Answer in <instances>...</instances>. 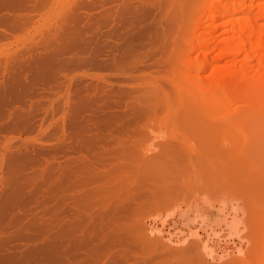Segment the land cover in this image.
I'll return each mask as SVG.
<instances>
[{"label": "rangeland", "instance_id": "1", "mask_svg": "<svg viewBox=\"0 0 264 264\" xmlns=\"http://www.w3.org/2000/svg\"><path fill=\"white\" fill-rule=\"evenodd\" d=\"M73 1L54 0L51 3L54 7L51 9L50 5L48 13L46 9L40 11L29 27L9 39L0 40V89L8 81L16 80L15 84L21 83L22 90L19 99L22 102L6 106L0 119V191H16L24 197L32 190V195L42 194L38 196L41 199L35 201L38 205L33 202L32 213L39 210L38 215L23 217L22 223H42L49 230L54 229V232L44 234L47 237L41 236L44 242L40 237L36 245L28 239L13 244L25 241L23 243L29 248H36L47 243L57 228L54 223L51 225L56 216L54 210L64 202L65 208L59 215L61 220L73 219L77 214L81 224L88 227H84L85 234L95 231L91 235L98 236L105 244L99 264L107 260L105 264L115 261L119 264H151L154 259L156 264L176 263L171 256L183 257V264H263L261 203H264V186L260 185H264V113L258 111L256 91L249 112L239 114L232 113L233 108L228 109L239 103L228 106L226 95L214 103L217 104L214 107L211 101L208 102L212 103V106L207 103L208 107L205 105L207 98L204 100L197 90H192L193 87L180 83L188 70L193 67L192 71H195L194 65L188 69L180 62L192 54L191 50L198 42L193 35V26L197 19L200 20L201 9L208 0H105L104 3L97 0L100 5L92 9L91 18L104 17L106 24L102 23L96 29L93 26L83 43L76 42L64 50L53 36L41 37L40 31L45 26L54 31L57 20L70 10ZM44 13L49 15L43 18ZM219 14L220 10L214 9L202 17L203 28H208L212 18ZM29 33L36 37L32 40L34 43L42 41L45 45L48 41L55 45L41 48L38 42L40 49L27 40ZM129 47L134 50L128 52ZM101 48L106 51L113 48L112 52L120 53L123 58L113 62L103 55L96 62H89L91 52ZM47 51L55 55L58 64L54 63L55 59L47 58L50 55ZM196 54L197 50L193 56ZM28 70L33 73L27 75ZM37 70L42 71L44 83L41 81L30 89L29 78ZM244 73L254 76L257 69L251 67L243 71L238 68L232 72L242 92L247 89L245 79H241ZM210 74L209 70L207 75ZM23 81L27 82L26 87ZM20 104L25 105V109ZM92 113H99L97 122L108 125L106 132L100 133L95 128ZM75 131L79 139L74 136ZM84 141L90 146V152L77 150V144ZM88 173L95 179L79 186L78 180ZM14 174L18 175L15 177ZM82 190L93 195L83 200V204L74 205V199L81 196ZM4 195L0 196V205ZM44 211L48 212L44 215ZM89 219L92 222L89 223ZM161 219H167L166 224L163 225ZM258 219L263 220L259 223ZM236 224L238 228H235ZM152 225L163 228L164 238L158 231L148 235ZM199 233L205 240L210 238L208 247L205 248L198 238ZM170 235L175 236V243L167 240ZM153 239H166L167 242L164 245L153 243ZM22 242L12 246L16 250L27 249ZM108 248L110 252L107 253ZM109 253H113L112 256Z\"/></svg>", "mask_w": 264, "mask_h": 264}, {"label": "bare ground", "instance_id": "2", "mask_svg": "<svg viewBox=\"0 0 264 264\" xmlns=\"http://www.w3.org/2000/svg\"><path fill=\"white\" fill-rule=\"evenodd\" d=\"M54 0H0V40H4V39H9V37H13L15 34L18 33V31H22V29L29 27V25L31 23H33L32 21L35 18V15H39V12L44 11L45 9L47 10L48 7L51 5V3H53ZM101 2H105V0H101ZM258 2V3H256ZM102 3V4H103ZM99 3H97V0H74L73 1V6L70 8V10L68 12H66L63 16H61V18L59 20H57V25L54 28V31L46 28V26L43 28V30L40 31L41 33V37H45L46 34H50L51 36H53L54 40L56 41L57 45L60 44L61 45V49L64 48V50H67L66 48H71V46H73L76 42H82L85 41L87 34L90 32L91 29H93V26L95 27L94 29H96V26L99 25H103L102 23L106 24V21L104 19V17H99V18H91V11L93 8L97 7ZM100 5V4H99ZM52 6L54 7V5H51V9ZM104 6V4H103ZM142 7V6H141ZM57 9V8H56ZM59 9V8H58ZM96 9V8H95ZM124 9V8H123ZM149 9V8H148ZM214 9H219L220 10V14L216 17V18H212V23L210 24V26L208 28H203V26L201 25V18L206 17L209 15V12H211ZM64 10V9H63ZM62 10V11H63ZM106 10V9H105ZM126 10V9H124ZM135 10V9H134ZM54 11V10H53ZM51 11V12H53ZM95 11V10H94ZM104 11V10H103ZM202 13H201V17L200 20H196V22L194 23L193 29V35L196 36V40H198V42H196V44L194 45V48L191 50L192 54L189 55L187 57V59H183L181 60L180 64L181 66H186L188 67V69H190L189 67H191V65L195 66V71L194 68L192 67L191 71L188 70V74L184 79H181V84H184L182 86H186L187 87L191 86L194 89L192 90H197L198 94L204 98V100L207 98V100H205V105H207L209 107L212 106L213 103V107L217 104L214 105V103H217L220 98H222L223 100V96L226 95L229 99L228 101V106L231 105H236L238 102L239 104H237L235 107H231L229 106L228 109H231L232 113H248L250 110V107L252 105V101H253V96H254V92L256 91V102H257V108L258 111L260 110V112L264 113V1L262 0H208L207 2L204 3L203 8L201 9ZM50 12V9H49ZM146 12V11H145ZM48 13V10H47ZM110 13V11H109ZM144 13V12H143ZM108 14V13H107ZM44 15H49V14H43V18ZM98 15V13H97ZM113 15V14H112ZM136 15V14H135ZM139 15V14H138ZM111 16V15H110ZM49 18V16H48ZM57 18V17H55ZM218 18V19H217ZM36 19V18H35ZM113 19V18H112ZM47 20V19H46ZM61 20V21H60ZM124 21V20H123ZM124 23V22H123ZM96 24V25H95ZM134 24V22L132 23ZM202 26V27H201ZM92 27V28H91ZM103 27V26H102ZM127 27V26H126ZM99 29H101V26L99 27ZM19 31V32H20ZM26 31V30H25ZM17 32V33H16ZM127 32V31H126ZM31 33V32H30ZM29 33V36H27V40H34V36H31V34ZM123 33V32H122ZM17 36V35H16ZM40 36V35H39ZM152 38V37H151ZM38 39V38H37ZM43 39V38H41ZM26 40V41H27ZM132 40V39H130ZM136 40V39H135ZM21 42V40H19ZM17 42V41H16ZM29 42V41H28ZM34 43V41H32ZM41 45V48L44 46H54V43H49L48 41H45V45H42V41H38ZM38 42H35L34 45L36 44L37 46L39 45ZM18 43V42H17ZM25 43V42H24ZM22 43V44H24ZM31 43V42H29ZM28 43V44H29ZM38 43V44H37ZM83 43V42H82ZM135 44V42H134ZM10 45V44H9ZM18 46V44H16ZM30 45V44H29ZM131 45V44H129ZM16 46V48H17ZM21 47V46H20ZM122 47V46H121ZM30 48V47H29ZM32 48V47H31ZM38 48H40L38 46ZM37 48V49H38ZM40 48V49H41ZM117 48V47H116ZM33 49V48H32ZM112 49H110V51H106L105 49H98L97 51H93V53L91 52L90 55V61L87 58V60L89 62H95L98 60V58L100 59L101 57H103V55H107L109 56V59H111V61L113 62H117L121 61V56L120 53H114L112 52ZM126 48L122 49L125 51ZM136 49V47H135ZM30 50V49H29ZM36 50V49H35ZM44 50V49H43ZM50 50V49H49ZM134 50V47H129L128 52ZM193 50H197V54L194 57L193 53H195V51L193 52ZM27 51V50H26ZM115 51V49H114ZM121 51V50H120ZM123 51V52H124ZM31 52V51H30ZM42 52V51H41ZM48 53H50L49 51H47ZM109 52V53H107ZM117 52V51H115ZM122 52V53H123ZM189 52V53H191ZM11 53V52H10ZM43 53V52H42ZM45 53V52H44ZM114 53V54H113ZM46 54V53H45ZM73 54V52H72ZM126 54V53H124ZM39 55V54H38ZM42 55V54H41ZM31 56V55H30ZM47 56V55H46ZM24 57V56H23ZM42 57V56H41ZM105 57V56H104ZM200 57H202L200 59ZM25 58V57H24ZM23 58V59H24ZM40 58V57H39ZM44 58V57H43ZM47 58H49V60H54L55 59V55L51 54L49 55V57L47 56ZM108 58V57H106ZM204 58V59H203ZM15 59V58H14ZM26 59V58H25ZM35 59V58H34ZM45 59V58H44ZM58 59V58H57ZM199 59L201 62H199ZM21 60V59H20ZM28 60V57H27ZM26 60V61H27ZM32 60V59H31ZM39 60V59H38ZM48 60V59H47ZM225 60H227V62H225ZM10 61V60H9ZM16 61V59H15ZM22 61V60H21ZM36 61V60H35ZM34 61V62H35ZM43 61V60H41ZM3 62V61H2ZM11 62L13 63V61L11 60ZM33 62V63H34ZM58 62V61H57ZM24 63V61H23ZM27 63V62H26ZM38 63V62H36ZM48 63V62H47ZM51 63V62H50ZM56 63V59L55 62ZM59 63V62H58ZM56 63V64H58ZM10 64V63H9ZM49 64V63H48ZM54 64V65H56ZM40 65V64H39ZM38 65V66H39ZM10 66V65H9ZM14 66V65H13ZM20 66V65H19ZM47 66V65H46ZM49 66V65H48ZM58 66V65H57ZM60 66V65H59ZM213 66V67H212ZM26 67V66H25ZM29 67V66H28ZM51 67V65H50ZM61 67V66H60ZM212 67V70H211ZM251 67H255L257 69V74H255L254 76H251L247 73H244V75L241 77V79H245L244 80V84H246L245 86L247 87L245 92H242L240 85H237L236 82V77L234 76V74L232 75V72H234L236 69L240 68L243 71L248 70ZM1 68V67H0ZM9 68V67H8ZM36 68V67H35ZM40 68V67H39ZM44 68V67H43ZM53 68V66H52ZM30 69V68H29ZM32 69V68H31ZM42 69V68H41ZM1 70V69H0ZM10 70V69H9ZM34 70V69H33ZM44 70V69H43ZM211 71L210 75L208 74V71ZM24 71V70H22ZM29 71V70H28ZM47 71V70H45ZM66 71V70H65ZM75 71V70H74ZM2 72V71H1ZM190 72V74H189ZM193 72V73H192ZM29 73V74H27ZM27 75L32 74L33 72L30 73L27 72ZM65 73V72H64ZM231 73V74H230ZM68 74V73H67ZM66 74V75H67ZM71 74V73H70ZM23 75V74H22ZM43 73L41 70H37L35 71L34 75L32 78H29V82L28 85L30 87V89H32V86H35L37 84H41L44 80L42 77ZM14 76V75H13ZM15 76H17L15 74ZM25 77V75H23ZM22 76V78H23ZM32 76V75H31ZM19 77V76H18ZM29 77V76H28ZM42 77V80H41ZM19 79V78H18ZM26 79V78H25ZM22 80V79H21ZM184 80V81H182ZM16 80H10L8 81L3 88V91L0 92V119L3 116V111L5 110L6 106H10L13 104H19L18 102L20 101L19 99L20 97V84L19 86L15 84ZM27 81V80H26ZM42 81V82H41ZM111 81V80H110ZM19 83V82H18ZM23 83H25L23 81ZM22 83V85H23ZM27 83V82H26ZM26 83L24 84L26 87ZM44 83V82H43ZM48 84V82H47ZM74 84V83H73ZM111 84V83H110ZM113 84V83H112ZM21 85V86H22ZM180 85V84H179ZM40 86V85H39ZM23 87V86H22ZM28 87V89H29ZM0 89V90H1ZM24 89V88H23ZM29 89V90H30ZM85 89V88H84ZM260 89V90H259ZM83 90V89H82ZM89 90V89H88ZM25 91V90H24ZM31 91V90H30ZM78 91V90H77ZM86 91V90H84ZM112 92V91H111ZM260 92V93H259ZM48 93V92H47ZM91 93V92H90ZM110 93V92H109ZM22 95V94H21ZM89 95V94H88ZM115 95V94H114ZM28 96V95H27ZM225 96V97H226ZM190 97V96H189ZM226 97V98H227ZM36 98V97H35ZM23 99V98H22ZM71 99V98H70ZM190 99V98H189ZM193 99V97H192ZM225 99V98H224ZM116 100V99H115ZM191 100V99H190ZM212 102V103H208V102ZM22 102V101H20ZM113 102V101H112ZM192 102V100H191ZM209 105H208V104ZM221 104V102H219ZM21 105V104H20ZM16 106V105H15ZM19 106V105H18ZM17 106V107H18ZM22 109L24 108L23 105ZM21 106H19L21 108ZM66 106V105H65ZM98 106V105H97ZM189 106V105H187ZM203 107V106H202ZM212 107V108H213ZM95 108V107H94ZM189 109L191 108V105L188 107ZM187 108V109H188ZM10 108H8L9 111ZM12 109V108H11ZM25 109V108H24ZM99 109V108H98ZM214 109V108H213ZM212 109V110H213ZM216 109V108H215ZM15 110V108H14ZM13 110V111H14ZM18 110V109H16ZM43 110V109H42ZM59 110V108H58ZM12 111V110H11ZM12 111V112H13ZM101 111V109H100ZM216 111V110H215ZM15 112V111H14ZM23 112V111H22ZM57 112V111H56ZM99 112V110H98ZM102 112V111H101ZM105 112V110H104ZM72 113V112H71ZM100 113V112H99ZM98 113V114H99ZM262 113V114H263ZM5 114V111H4ZM8 114V113H7ZM93 114V113H92ZM98 114H93V118L95 117V128L97 130H99V132H103L105 130H107L108 125L105 123H101V122H97L99 119V115ZM103 114V113H102ZM118 114V113H116ZM30 115V114H29ZM91 115V113L89 114ZM112 116V115H111ZM6 117V115H5ZM101 117V116H100ZM114 117V116H113ZM68 118V117H67ZM84 118V117H83ZM92 118V117H91ZM262 118V117H261ZM7 119V118H6ZM120 119V118H119ZM27 120V118H26ZM70 120V119H69ZM81 120V119H80ZM104 120V118H103ZM118 120V119H117ZM191 120V119H190ZM190 120L188 122H190ZM3 121V120H2ZM20 121V120H19ZM88 121V120H87ZM1 122V120H0ZM65 122V121H64ZM90 122V121H89ZM117 122V121H116ZM115 122V123H116ZM233 123V121H231ZM60 123V122H59ZM125 123V122H124ZM2 124V123H0ZM15 124V122H14ZM21 124V123H20ZM86 124V123H85ZM132 124V123H131ZM18 125V124H17ZM45 125V124H44ZM89 125V124H87ZM112 125V124H111ZM126 125V124H125ZM1 126V125H0ZM22 126V125H20ZM26 126V125H25ZM66 126V125H65ZM86 126V125H85ZM91 126V124H90ZM137 126V125H136ZM128 127V126H127ZM2 130H3V125H2ZM88 128V127H87ZM91 128V127H89ZM19 129V128H18ZM25 129V128H24ZM85 129V128H84ZM92 129V128H91ZM60 130V129H59ZM88 130V129H87ZM9 131V130H8ZM89 132V131H87ZM94 132V131H93ZM106 132V131H105ZM12 133V132H11ZM69 133V132H68ZM97 134V132H95ZM51 134V133H50ZM82 134V133H81ZM87 134V133H86ZM94 134V133H93ZM9 135V134H8ZM38 135V134H37ZM77 135V136H76ZM88 135V134H87ZM67 136V135H66ZM74 136L76 137V139H79V135L78 133L75 131L74 132ZM94 137L96 135H93ZM92 136V137H93ZM67 138V137H66ZM99 138V137H98ZM96 139V138H94ZM62 140V139H61ZM87 140V139H86ZM93 140V139H92ZM97 140V139H96ZM100 139H98L97 141H99ZM21 141V140H20ZM26 141V140H25ZM66 141V140H65ZM76 141V140H75ZM102 141V140H100ZM48 142V141H47ZM59 142V141H58ZM77 142V141H76ZM105 142V141H104ZM100 143V142H99ZM102 144V143H101ZM75 145V144H74ZM98 145V143H97ZM36 146V145H35ZM79 151H85L88 152L90 146L88 144H86V142H82L79 143V145L77 144ZM73 147V146H72ZM75 148V147H74ZM73 148V149H74ZM51 150V148H50ZM55 150V149H54ZM129 150V149H128ZM36 151V150H35ZM34 152V151H33ZM90 152V151H89ZM30 153V152H29ZM78 153V152H77ZM82 153V152H81ZM240 153V152H239ZM52 154V153H51ZM55 154V153H54ZM84 154V153H83ZM50 155V154H49ZM57 155V154H56ZM59 155V154H58ZM146 155V154H145ZM239 155V154H238ZM3 156V155H2ZM1 156V157H2ZM93 156V155H92ZM168 156V155H167ZM82 157V156H80ZM239 157V156H238ZM83 158V157H82ZM122 158V157H121ZM119 160V159H118ZM87 161V160H86ZM124 161V160H123ZM168 161V159L166 160ZM165 161V162H166ZM93 162V161H92ZM107 162V161H106ZM117 162V161H116ZM127 162V161H124ZM161 162V161H160ZM119 163V162H118ZM134 163V162H133ZM2 164V163H1ZM0 164V165H1ZM39 164V163H38ZM91 164V162H90ZM109 164V163H108ZM120 164V163H119ZM43 165V164H42ZM172 165V164H171ZM98 166V165H97ZM167 167V166H166ZM90 168V167H88ZM178 168V167H177ZM1 169V168H0ZM11 169V168H10ZM85 169V168H84ZM96 169V168H94ZM152 169V168H151ZM97 170V169H96ZM79 171V170H78ZM84 171V170H83ZM86 171V170H85ZM133 172V171H132ZM160 172V171H159ZM148 173V172H147ZM173 173V172H172ZM30 174V173H29ZM91 173H88L86 176L85 174L78 180L77 184L79 186H85L86 184L90 183L91 181H93L95 178H93V175L91 174V176H88ZM122 174V173H121ZM223 174V173H222ZM221 174V175H222ZM15 175V174H14ZM18 175V174H16ZM15 175V177H16ZM223 175H227V177L229 176L228 174H223ZM9 176V175H8ZM73 176V175H72ZM81 176V175H80ZM14 177V178H15ZM42 177V176H41ZM46 177V176H45ZM137 177V176H136ZM135 177V178H136ZM142 177V176H141ZM223 177V176H222ZM48 178V177H47ZM46 178V179H47ZM76 178V176H75ZM74 178V179H75ZM226 178V176H224V179ZM78 179V177H77ZM1 180V179H0ZM11 180V179H10ZM16 181V179H14ZM29 180V179H28ZM63 180V179H61ZM72 180V179H69ZM68 180V182H69ZM167 180V179H166ZM4 181V180H3ZM27 181V180H26ZM42 181V180H41ZM45 181V180H44ZM73 181H76L73 180ZM171 181V180H170ZM63 181H61L62 184ZM140 182V181H139ZM165 182V181H164ZM18 182L16 181V184ZM73 183V182H72ZM152 183V181L150 182ZM176 183V182H175ZM6 184V183H5ZM13 184V182H12ZM170 184V183H169ZM261 183H259L260 185ZM71 185V184H70ZM164 185V184H163ZM258 185V186H259ZM69 186L66 185V187ZM263 188V183L260 185ZM6 187V186H5ZM11 187V185H10ZM13 188V187H12ZM86 187L82 188L83 190H85ZM18 189V187H17ZM20 189V188H19ZM30 189V188H29ZM42 189V188H41ZM21 190V189H20ZM82 190V192H83ZM263 190V189H261ZM4 189H2V191H0L1 195L5 194L3 196V202L0 205V264H99L100 261V257L102 256V252L105 249V244L102 243L98 238V236H93L91 234L95 233V231H92L91 234L90 233H86L85 234V230L84 227L87 229L88 227H86L88 224L86 222V226H83L81 224V219L80 216H78L76 214L75 218L73 217V219H70L68 217V220H64L62 221L61 218L59 217V215L61 213H63V203L62 206L57 207L54 212L56 213V216L54 218H52V222L51 225H53L52 223L55 224L56 231L55 233H50L53 234V236L50 238V240L45 243L44 245L38 247L36 246V248H29L28 244H24L23 242L25 241H21L24 245L28 246L27 249H23L25 247H23V251H21L22 249L20 248L18 251L13 247L15 245H17L19 242H16L13 244V242L17 241V240H21V239H28L31 241H34V243L32 242H26L29 244H35L36 245V241L43 236L45 233H49V231H53V230H49V227H44L43 225H41L42 223H40V225H37L35 222L33 223H22V220H24L25 218L23 217H27L28 215H34L37 214L39 210L34 211V213H32V209H33V202L35 201H39L38 196L42 195V194H36V195H32L31 193H28V195H32V196H27L24 194L26 192H23V194L25 195V197L23 195H21L20 193L16 192V191H8L6 193H3ZM26 191V190H25ZM44 191V190H43ZM77 191V189H76ZM149 191V190H148ZM165 191V190H164ZM22 192V190H21ZM48 192V191H47ZM95 192V191H94ZM264 192V191H263ZM43 193V192H42ZM60 194V192H59ZM75 194V193H74ZM0 195V196H1ZM93 193L92 192H83L81 194V196L76 197L74 199V205L77 204V206L83 204V200H86L87 197L92 196ZM175 195V194H174ZM43 196V195H42ZM53 196V195H52ZM61 196V194L59 195ZM63 196V194H62ZM73 196V195H72ZM163 196V195H162ZM181 196V194H180ZM264 196V195H263ZM260 196V197H263ZM58 197V196H57ZM176 197V196H175ZM43 198V197H42ZM171 198V196H170ZM2 198H0L1 201ZM38 199V200H37ZM53 199V198H52ZM57 199H60L57 198ZM62 199V198H61ZM88 199V198H87ZM90 199V198H89ZM181 198H179L180 200ZM49 200V199H48ZM259 200V198H258ZM41 201V200H40ZM57 200L55 199V202ZM71 201H73L71 199ZM70 201V202H71ZM92 201V200H90ZM173 201V200H172ZM178 201V199H177ZM263 201V200H261ZM37 202H35L37 204ZM258 202V201H257ZM264 202V201H263ZM34 203V205H36ZM40 203V202H39ZM50 203V202H49ZM54 203V202H53ZM57 203V202H56ZM69 202H67L68 204ZM175 203V201H174ZM55 204V203H54ZM53 204V205H54ZM58 204V203H57ZM66 204V202H65ZM89 204V203H88ZM165 204V203H164ZM261 213H263L264 215V203H261ZM38 205V204H37ZM36 205V206H37ZM41 205V204H39ZM56 205V204H55ZM73 205V206H74ZM91 205V204H89ZM88 205V206H89ZM260 205V203H259ZM52 206V204H51ZM67 206V205H65ZM175 206V205H174ZM43 207V206H42ZM47 207V206H46ZM44 208V207H43ZM42 208V210H43ZM75 208V207H73ZM78 208V207H77ZM174 208V207H173ZM176 208V207H175ZM180 208V207H179ZM45 209V208H44ZM82 209V208H81ZM75 210V209H74ZM226 210V209H225ZM41 211V209H40ZM76 211V210H75ZM74 211V212H75ZM84 211V210H83ZM81 210V212H83ZM224 211V209H223ZM37 212V213H35ZM48 211H44L42 213H44V215L47 213ZM79 212V209H78ZM164 212V211H162ZM175 212V211H174ZM40 213V212H39ZM70 213V212H69ZM77 213V212H76ZM84 213H87L84 211ZM117 213V212H116ZM79 214V213H78ZM88 214H91L88 213ZM174 215V213H172ZM32 215V216H33ZM43 215V214H42ZM81 215V214H80ZM188 215V214H187ZM201 215V214H200ZM229 215V214H228ZM31 216V217H32ZM41 216V214H40ZM84 216H87L86 214ZM117 216V215H116ZM259 216H262L259 214ZM34 217V216H33ZM42 217V216H41ZM41 217H38L39 219ZM49 217V216H48ZM92 217V215H91ZM202 217V216H201ZM205 217V215H204ZM203 217V220H204ZM23 218V219H22ZM30 219V217H28ZM26 218V221L29 219ZM37 218V217H36ZM46 217L42 218L43 220ZM50 218V217H49ZM209 218V217H208ZM223 218V217H222ZM65 219V217H64ZM93 220V217L91 218ZM100 219V218H99ZM153 219V218H152ZM178 219V218H177ZM206 219V218H205ZM224 219V218H223ZM34 220V218H33ZM36 220V219H35ZM38 220V219H37ZM101 220V219H100ZM111 220V219H110ZM155 220V219H154ZM162 220V219H161ZM167 219L162 220V224H166ZM199 220V219H198ZM201 220V219H200ZM199 220V221H200ZM259 220V219H258ZM263 219L259 220L258 222L260 223ZM25 221V222H26ZM31 221V219H30ZM109 221V220H108ZM205 221V220H204ZM24 222V221H23ZM38 222V221H37ZM43 222V221H42ZM88 222H92L90 221V219L88 220ZM110 222V221H109ZM189 222V221H188ZM104 223V222H103ZM198 223V222H197ZM208 223V222H207ZM100 224H102V221L100 222ZM188 224V223H187ZM192 224V223H191ZM246 224V223H244ZM91 224H88V226ZM121 225V224H120ZM162 225V226H163ZM189 225V224H188ZM202 225V224H201ZM238 224H236L234 227L238 228L237 226ZM249 225V224H247ZM257 225L260 226V224L257 223ZM101 226V225H100ZM99 226V227H100ZM103 226V225H102ZM206 226V225H204ZM228 226V225H227ZM244 226V225H243ZM246 226V225H245ZM54 227V226H52ZM209 227V226H208ZM248 226H246L247 228ZM117 228V227H116ZM206 228V227H204ZM227 228V227H226ZM232 228V227H231ZM95 229V227H94ZM101 229V228H100ZM119 229V228H118ZM157 229V230H156ZM245 230V228H243ZM158 231L159 233H161L162 237L164 238L165 234H164V230L162 227L159 226H155L152 225L151 226V231L148 233L149 236L153 235L154 232ZM232 231V230H231ZM237 231V230H236ZM54 232V231H53ZM80 232V234L78 233ZM130 234V233H129ZM190 234V233H189ZM196 234V233H195ZM234 234V233H233ZM199 235V236H198ZM209 235V234H208ZM223 235V233H222ZM45 236V235H44ZM171 237H168V241H170L169 243L173 242L175 243L174 237L170 235ZM198 238L203 241V245H205L204 247H208L209 243L211 242L210 238L205 240L203 238V236L199 233L197 234ZM218 236V233H217ZM226 235H224L223 237H225ZM47 237V236H45ZM44 237V239H45ZM49 237V234H48ZM216 237V236H215ZM220 237V236H218ZM230 238V236H227ZM225 237V238H227ZM42 238V237H41ZM40 240L43 241V238ZM110 238V237H109ZM232 238V237H231ZM47 239V238H46ZM49 239V238H48ZM107 239V238H106ZM105 239V240H106ZM124 239V238H123ZM39 240V244L42 243ZM109 240V239H108ZM117 239H114L113 241H116ZM165 240V241H164ZM153 239L152 242L153 243H159V244H163L164 242H167L166 239ZM185 240V239H184ZM187 240V238H186ZM112 241V239L110 240ZM123 241V240H122ZM21 242L19 244H21ZM44 242V241H43ZM46 242V241H45ZM186 241H183V243ZM37 243V244H38ZM106 243V242H105ZM112 243V242H111ZM115 243V242H114ZM113 243V244H114ZM120 243V242H119ZM205 243V244H204ZM116 244V243H115ZM118 244V243H117ZM13 245V246H12ZM35 245H31V246H35ZM41 245V244H40ZM124 245V244H123ZM162 245V246H163ZM183 245V244H182ZM19 246H23V245H18ZM30 246V247H31ZM119 246V245H118ZM117 247V246H116ZM114 247V248H116ZM120 248V247H119ZM126 248V247H125ZM176 248V247H175ZM177 249V248H176ZM109 251V248L107 250V253ZM185 251V250H184ZM110 252V251H109ZM105 253V252H104ZM110 256H112L111 254L113 253H109ZM117 254V253H116ZM179 254V253H178ZM122 255V254H121ZM177 255V254H176ZM187 255V253H186ZM104 256V255H103ZM106 256V255H105ZM109 256V257H110ZM185 256V255H184ZM108 257V255H107ZM121 258V256H119ZM129 257V256H128ZM126 257V258H128ZM178 257H180L178 255ZM113 258V257H112ZM109 258V259H112ZM172 259L175 260V262L177 263L179 259L180 261L178 262L179 264H183V257L177 258V256H174V258L171 256ZM117 259V257H116ZM122 259V258H121ZM124 259V258H123ZM130 259V258H129ZM154 259V258H153ZM107 260V259H106ZM114 260V259H113ZM127 260V259H125ZM135 260V259H134ZM155 260V259H154ZM153 260V263L155 262ZM165 260V259H164ZM102 261V260H101ZM100 261V263H101ZM112 260H110L111 262ZM129 261V260H128ZM132 261V260H131ZM166 261V260H165ZM164 261V262H165ZM108 262V260H107ZM106 261L104 262L107 263ZM114 262V261H113ZM125 262V261H124ZM160 262V261H159ZM185 262V261H184ZM189 262V261H188ZM112 263V262H111ZM118 262L115 261L112 264H117ZM135 264V262H133ZM151 263V264H153ZM174 263V264H176ZM177 263V264H178ZM119 264V263H118ZM143 264V263H142ZM149 264V263H148ZM156 264V262L154 263ZM158 264V263H157ZM164 264V263H162ZM166 264H171L170 262H166ZM185 264V263H184ZM199 264V263H198ZM264 264V263H263Z\"/></svg>", "mask_w": 264, "mask_h": 264}]
</instances>
